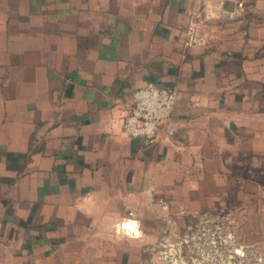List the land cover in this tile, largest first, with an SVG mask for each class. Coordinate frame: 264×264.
Masks as SVG:
<instances>
[{
    "label": "crops",
    "instance_id": "1",
    "mask_svg": "<svg viewBox=\"0 0 264 264\" xmlns=\"http://www.w3.org/2000/svg\"><path fill=\"white\" fill-rule=\"evenodd\" d=\"M45 1L0 8V264L79 263L127 218L148 235L183 172L264 181V0L189 49L192 13L237 0ZM150 81L176 87V133L146 146L122 120Z\"/></svg>",
    "mask_w": 264,
    "mask_h": 264
},
{
    "label": "rangeland",
    "instance_id": "2",
    "mask_svg": "<svg viewBox=\"0 0 264 264\" xmlns=\"http://www.w3.org/2000/svg\"><path fill=\"white\" fill-rule=\"evenodd\" d=\"M0 8L50 7L45 0H0ZM223 167L222 172L182 171L180 195L175 191L157 200L164 221H149L148 235L114 231L111 237L89 239L75 264H264V199L253 190V181H264L251 168L244 171L247 166L226 162ZM157 225L163 229L159 234ZM240 246L245 257L234 252Z\"/></svg>",
    "mask_w": 264,
    "mask_h": 264
},
{
    "label": "built area",
    "instance_id": "3",
    "mask_svg": "<svg viewBox=\"0 0 264 264\" xmlns=\"http://www.w3.org/2000/svg\"><path fill=\"white\" fill-rule=\"evenodd\" d=\"M246 9V2L237 0L231 8L206 6L198 12H193L192 14L196 15L198 20L195 23L190 21L184 34V48L206 46L208 22L236 20ZM131 95V104L122 120L124 132L131 137L140 138L146 146H151L158 141L169 142L176 133L173 120V110L178 98L176 87H163L150 81L132 90ZM129 221L134 222L133 228ZM114 231L135 237L140 231V226L136 220L127 218L115 226ZM244 249L240 246L234 252L245 257Z\"/></svg>",
    "mask_w": 264,
    "mask_h": 264
},
{
    "label": "bare ground",
    "instance_id": "4",
    "mask_svg": "<svg viewBox=\"0 0 264 264\" xmlns=\"http://www.w3.org/2000/svg\"><path fill=\"white\" fill-rule=\"evenodd\" d=\"M133 223H134V222H129V224H130V226H132V228H133Z\"/></svg>",
    "mask_w": 264,
    "mask_h": 264
}]
</instances>
